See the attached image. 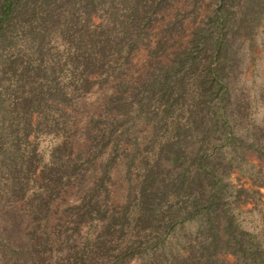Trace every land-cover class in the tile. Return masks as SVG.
Returning a JSON list of instances; mask_svg holds the SVG:
<instances>
[{"label":"trees","instance_id":"16d2710c","mask_svg":"<svg viewBox=\"0 0 264 264\" xmlns=\"http://www.w3.org/2000/svg\"><path fill=\"white\" fill-rule=\"evenodd\" d=\"M261 33L264 0H0V264H264Z\"/></svg>","mask_w":264,"mask_h":264},{"label":"rangeland","instance_id":"374dc122","mask_svg":"<svg viewBox=\"0 0 264 264\" xmlns=\"http://www.w3.org/2000/svg\"><path fill=\"white\" fill-rule=\"evenodd\" d=\"M263 38L264 33L259 34L254 57L251 58L248 56L244 60L245 64L242 66L243 75L240 77V83L245 88V92L249 95L252 103L251 119L258 123L264 119V52L260 50V46L258 45L262 42ZM144 61L145 52L141 50L134 56L130 71H132V73H137ZM102 93V89H95L86 97V110L91 109L95 105ZM83 120L84 117H81L80 122H83ZM36 141L38 143V151L43 163L49 162V151L51 147L59 141V139L49 135H40L37 137ZM250 159L256 167L261 164L255 160L254 157H251ZM262 168L264 170V165ZM230 180L235 184L244 182V178L235 173L231 176ZM117 183L118 182L116 181L115 185L113 186L116 190L114 197L120 201L119 197L121 191L117 189ZM260 192L262 193V197L256 201H253L251 204L244 206L241 212H238V219L241 226L255 233L264 246V190L261 189ZM64 200L67 201L69 199L65 198ZM193 230V223H187L178 227L168 240V248H179V245L184 242L185 235L189 234ZM131 264L136 263L133 262Z\"/></svg>","mask_w":264,"mask_h":264}]
</instances>
